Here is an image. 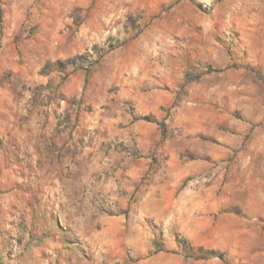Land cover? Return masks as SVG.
Here are the masks:
<instances>
[{
	"label": "rangeland",
	"instance_id": "obj_1",
	"mask_svg": "<svg viewBox=\"0 0 264 264\" xmlns=\"http://www.w3.org/2000/svg\"><path fill=\"white\" fill-rule=\"evenodd\" d=\"M231 3L226 46L203 0H0V264H264V0Z\"/></svg>",
	"mask_w": 264,
	"mask_h": 264
},
{
	"label": "clouds",
	"instance_id": "obj_2",
	"mask_svg": "<svg viewBox=\"0 0 264 264\" xmlns=\"http://www.w3.org/2000/svg\"><path fill=\"white\" fill-rule=\"evenodd\" d=\"M203 2L207 8V16L204 19L209 23L201 32V39L210 40L213 45L219 41L227 46L231 42L230 38L235 35L232 21L234 9L238 5L231 3V0H203ZM232 50L234 55L242 54L243 45L240 43L239 36H236V43L232 44ZM221 51L225 52L224 49ZM32 142L35 144L37 141L33 139ZM42 227L45 230L54 229V225L47 222H44ZM10 248L14 249V255L10 257L11 264H28L30 250H26L23 246H16L14 241L10 243Z\"/></svg>",
	"mask_w": 264,
	"mask_h": 264
},
{
	"label": "trees",
	"instance_id": "obj_3",
	"mask_svg": "<svg viewBox=\"0 0 264 264\" xmlns=\"http://www.w3.org/2000/svg\"><path fill=\"white\" fill-rule=\"evenodd\" d=\"M162 126H164V124H162Z\"/></svg>",
	"mask_w": 264,
	"mask_h": 264
}]
</instances>
